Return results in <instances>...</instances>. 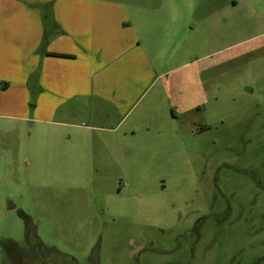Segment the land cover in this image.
I'll return each instance as SVG.
<instances>
[{
    "label": "rangeland",
    "instance_id": "374dc122",
    "mask_svg": "<svg viewBox=\"0 0 264 264\" xmlns=\"http://www.w3.org/2000/svg\"><path fill=\"white\" fill-rule=\"evenodd\" d=\"M136 1L169 21L171 87L135 108L119 148L105 145L116 134L82 140L70 125L94 124L72 104L56 116L44 92H15L0 118V264L24 258L29 230L40 264H264V2Z\"/></svg>",
    "mask_w": 264,
    "mask_h": 264
},
{
    "label": "crops",
    "instance_id": "0c3cea01",
    "mask_svg": "<svg viewBox=\"0 0 264 264\" xmlns=\"http://www.w3.org/2000/svg\"><path fill=\"white\" fill-rule=\"evenodd\" d=\"M246 2L254 9L262 1L228 0L227 5L237 8ZM159 15L157 5L136 0L122 5L0 0V118L14 117L10 112L19 104L17 90L27 97L39 90L45 93L46 113L57 116L72 104L65 112L73 120L81 124L85 117L94 124L70 125L82 132V140L101 131L117 135L160 81L171 87L168 74L174 69H159L166 59L167 65L175 60L158 34L169 21L158 22ZM18 52L19 66L14 57ZM111 138L106 147L119 148L123 137Z\"/></svg>",
    "mask_w": 264,
    "mask_h": 264
},
{
    "label": "flooded vegetation",
    "instance_id": "af4514ba",
    "mask_svg": "<svg viewBox=\"0 0 264 264\" xmlns=\"http://www.w3.org/2000/svg\"><path fill=\"white\" fill-rule=\"evenodd\" d=\"M28 233H29L28 234L29 239L27 240L28 242H27L26 246L24 248H22V250L25 251L24 252V256H23L24 258H22L21 260L19 259L20 262L17 263V264H26V263H30V264H40V259H41V254L40 253L42 251L41 245L38 243L37 246H36V245H33V243H32L36 239L35 231L29 230ZM34 251L36 252V254L37 253L39 254L40 258L38 257V258L35 259V257H34V259L31 260V261H29L28 259H26L28 257L30 258L32 252H34Z\"/></svg>",
    "mask_w": 264,
    "mask_h": 264
}]
</instances>
